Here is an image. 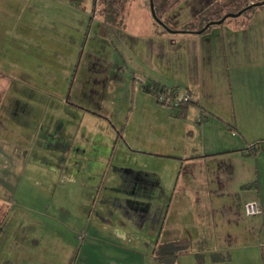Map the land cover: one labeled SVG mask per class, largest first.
Returning <instances> with one entry per match:
<instances>
[{
    "label": "rangeland",
    "instance_id": "rangeland-1",
    "mask_svg": "<svg viewBox=\"0 0 264 264\" xmlns=\"http://www.w3.org/2000/svg\"><path fill=\"white\" fill-rule=\"evenodd\" d=\"M94 4L0 0V264H157L156 246L197 234L194 224L201 219L190 210V196L179 193L185 181L179 178L180 161L131 152L134 141L144 144L147 137L158 151L195 138L181 125L166 123L171 112L157 101L159 88L152 90L144 42L131 39V31L157 25L150 0H130L122 28L104 25ZM196 4L187 0L161 19L167 25L172 19L193 21L209 7L188 9ZM138 68L147 81L133 74ZM147 84L152 99L142 93ZM107 137L110 151L117 142L112 167L156 174L161 183L158 193L131 196L137 203H131V213L115 205L127 204L122 190L98 193L83 175L71 177L63 163L80 158L75 139L92 138L99 145ZM261 214L258 227L257 215L243 214L236 235L228 228L207 232L174 264H264Z\"/></svg>",
    "mask_w": 264,
    "mask_h": 264
},
{
    "label": "crops",
    "instance_id": "crops-1",
    "mask_svg": "<svg viewBox=\"0 0 264 264\" xmlns=\"http://www.w3.org/2000/svg\"><path fill=\"white\" fill-rule=\"evenodd\" d=\"M185 1L181 0L171 11ZM192 1L198 4L188 9L205 10L213 2ZM169 11L166 12L168 19L171 17ZM171 21L168 25L179 33L164 32L157 26L153 27V24L142 32L131 31L132 40L144 42L148 57L144 69L153 73L143 77L144 69L138 68L133 74L147 78L146 81L150 77L153 84L177 88L190 94L191 102L182 111L184 117L178 116L179 111L167 109L171 116L166 115L165 121L174 126L181 125L184 132L195 138L188 139L186 136L182 145H172L171 150L158 151L154 140L147 137L144 144L134 141L131 152L134 154L143 150L148 155L180 161L179 178H184L186 182L183 181L179 193L190 196V210L197 219H201L200 223L196 221L194 224L197 234L189 239L182 238L189 240L190 248L184 251L188 253L193 244L201 243V238L209 231L220 232L228 228L236 235L234 228H239L247 202L257 201L261 204V225L264 227V8L257 10L243 27L235 21L228 25L226 22L200 34L182 31L181 28L191 21ZM2 76L5 77V74ZM142 93L151 98L144 90ZM154 106L160 111L163 109V106L158 107L155 103ZM75 110L69 108V111ZM117 132V138H120L121 133ZM205 134L207 138L203 140ZM199 135L202 139H199ZM100 141L97 145L92 138L80 142L75 139L73 147H76L80 158L64 159L66 172L71 177L83 175L82 180L87 181L86 185L93 186L98 193L101 190H122L127 194V204L115 205L124 214L126 211L131 213V203L137 204L131 201V196H137L136 192L140 195L148 191L158 193L161 186L158 176L132 170L129 166L112 167L111 158L117 142L115 140L110 151L111 141L108 137ZM251 143L256 147L255 153L248 150L247 146ZM69 154H72V150ZM111 180H115L112 187L105 188ZM172 202L173 196L170 204ZM102 203L106 204L104 200ZM126 216L131 222V215ZM256 220L253 225L258 227L260 220ZM163 227L158 233L159 237ZM256 234L257 230L254 238ZM211 250L216 249L212 247ZM204 251L205 248L199 249V252Z\"/></svg>",
    "mask_w": 264,
    "mask_h": 264
},
{
    "label": "trees",
    "instance_id": "trees-1",
    "mask_svg": "<svg viewBox=\"0 0 264 264\" xmlns=\"http://www.w3.org/2000/svg\"><path fill=\"white\" fill-rule=\"evenodd\" d=\"M129 1L130 0H95L94 8H96L95 10L98 12V15L102 19V23L104 25L118 26L122 28L124 27L125 5ZM151 1L153 4L154 19L156 21L157 28L163 30L164 32L179 33L178 30L170 29L169 26L166 23H164V21H162L161 18L167 11L172 9L181 0H151ZM261 1L262 0H258L256 2L261 3ZM256 2L251 3L250 0H218L214 2L212 5H210L203 13L195 17L193 21L185 25L182 28V31L188 33H196L197 31L203 30V28L210 22L218 21L227 14H237L238 12L241 11L243 12L239 17L228 18L222 24L226 23L227 20L233 19V21L237 22L238 24H240V26L243 27L247 25L248 21L257 11L258 7L264 6V5H257V6L251 5V4H255ZM213 26L214 25L208 27L207 29L204 30V32L208 31ZM149 86L152 85L147 84L146 88H144V91L147 93L151 92ZM156 88H159L163 91L164 89H167L168 92H176L179 90L177 88H168L159 84H153L152 90H156ZM190 102L191 101H189L188 103L184 104L183 106L177 109H172V108L169 109L172 111H179L178 116L184 117V113H182V111ZM189 245L190 243L188 239H181L166 243L164 245H158L156 246L153 252L154 260L157 264H174L177 260L178 255L181 252L187 251L189 249Z\"/></svg>",
    "mask_w": 264,
    "mask_h": 264
},
{
    "label": "built area",
    "instance_id": "built-area-1",
    "mask_svg": "<svg viewBox=\"0 0 264 264\" xmlns=\"http://www.w3.org/2000/svg\"><path fill=\"white\" fill-rule=\"evenodd\" d=\"M157 101L165 107L177 109L191 101V96L188 92H168L161 89L155 92ZM249 152L255 153V145L248 147ZM244 212L246 216L259 215L262 212L261 204L257 201L247 202L244 204Z\"/></svg>",
    "mask_w": 264,
    "mask_h": 264
},
{
    "label": "water",
    "instance_id": "water-1",
    "mask_svg": "<svg viewBox=\"0 0 264 264\" xmlns=\"http://www.w3.org/2000/svg\"><path fill=\"white\" fill-rule=\"evenodd\" d=\"M251 5H254V6H257V5H264V1L261 2V3H255V4H251ZM250 7V6H249ZM248 9V8H247ZM150 10H151V13H152V16L154 17V9H153V4H152V1L150 0ZM243 11L241 12H238L237 14H227L225 16H223L220 20L218 21H214V22H210L208 23L204 28L203 30H200V31H197L196 33L197 34H200V33H203L205 29H207L208 27L212 26V25H221L226 19L228 18H236V17H239L241 14H242Z\"/></svg>",
    "mask_w": 264,
    "mask_h": 264
},
{
    "label": "flooded vegetation",
    "instance_id": "flooded-vegetation-1",
    "mask_svg": "<svg viewBox=\"0 0 264 264\" xmlns=\"http://www.w3.org/2000/svg\"><path fill=\"white\" fill-rule=\"evenodd\" d=\"M2 187H1V185H0V189H1ZM2 206H1V200H0V212H1V210H2V208H1Z\"/></svg>",
    "mask_w": 264,
    "mask_h": 264
}]
</instances>
